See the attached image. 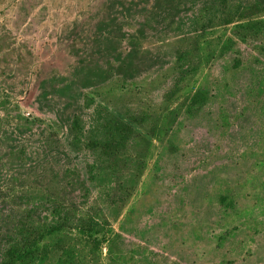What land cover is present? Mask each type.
<instances>
[{"label":"rangeland","instance_id":"obj_1","mask_svg":"<svg viewBox=\"0 0 264 264\" xmlns=\"http://www.w3.org/2000/svg\"><path fill=\"white\" fill-rule=\"evenodd\" d=\"M156 1L0 0V228L35 205L49 224L55 198L105 225L98 241L73 226L43 239L37 264H264V28L245 29L247 43L232 33L264 15L203 33L192 19L209 0H179L172 24L148 19L137 75L88 83L116 64L113 22L133 33ZM177 46L201 59L194 71L176 66ZM197 91L206 99L192 105ZM74 97L88 130L98 110L136 121L115 167L93 181L94 153L71 147L58 115ZM122 180L129 196L112 204Z\"/></svg>","mask_w":264,"mask_h":264},{"label":"trees","instance_id":"obj_2","mask_svg":"<svg viewBox=\"0 0 264 264\" xmlns=\"http://www.w3.org/2000/svg\"><path fill=\"white\" fill-rule=\"evenodd\" d=\"M183 1L179 0H157L155 6L150 8L144 5L146 13L145 23L140 29H136L133 33L123 31V25L113 22V28L109 34L108 46L116 64L110 62L108 68H99L97 72L90 75L88 83L98 85L107 80L115 72L134 77L142 69V59L140 53H143V38H146V28L149 26L148 19L152 17H162L166 23L172 24L175 18L180 14V9ZM128 4L126 9L131 11L132 6H137L138 2L123 1L122 4ZM208 5L202 8L204 16L197 15L192 22L196 27H200V32L205 33L211 29L216 23L222 25H230L236 21H252L258 20L259 16L264 15V0H209ZM136 4V5H134ZM149 3L147 2V5ZM239 20H236V19ZM237 22V23H239ZM264 28L261 21L250 23L249 26L237 24L232 32L236 37L241 38L246 43L252 39L250 34L244 30L248 29L256 31L260 35V31ZM119 31V32H118ZM101 35V33H100ZM97 36V35H96ZM100 36L95 37V41L99 44ZM129 39V51L121 50V45L124 39ZM102 42V41H101ZM195 51L190 48L175 47L176 66L182 72L194 71L197 68V61H201ZM88 99H92L88 96ZM206 99V95L197 91L190 98V103L196 105ZM62 107L58 109L59 119L63 124L68 125V131L71 135V147L80 152L82 149H88L95 155L92 164H89V178L93 181L101 173H104L106 167H115L116 159L119 154L128 148L129 140L134 132V119L127 116H119L112 114L110 110L102 112L98 110V116L102 115L99 120L95 119L96 124L88 130L83 121L81 112L86 108V104H80L79 98H70ZM88 105V104H87ZM75 107L73 110L70 108ZM115 162V163H114ZM75 182L83 181L79 174L72 176ZM72 179L71 184L74 181ZM127 180L117 182L114 186V199L112 204L115 205L119 200H125L129 196ZM86 187V182H82ZM116 187V188H115ZM88 192L89 189L86 188ZM88 196V195H87ZM66 199L50 200L51 218L49 224H40L35 220L34 214L40 208L32 206L26 214L14 218L3 219V225L0 228V264H35L45 253V243L43 239H55V234L63 231L65 228L75 227L85 236L98 241L99 231L105 229L104 220L93 213L77 214L73 207L68 206ZM4 215V214H3ZM41 261V260H40ZM41 263V262H37ZM36 263V264H37Z\"/></svg>","mask_w":264,"mask_h":264}]
</instances>
